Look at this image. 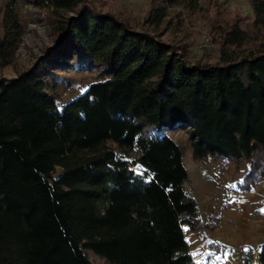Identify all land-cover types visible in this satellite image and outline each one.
Instances as JSON below:
<instances>
[{
	"label": "trees",
	"instance_id": "16d2710c",
	"mask_svg": "<svg viewBox=\"0 0 264 264\" xmlns=\"http://www.w3.org/2000/svg\"><path fill=\"white\" fill-rule=\"evenodd\" d=\"M29 1L49 7L45 62L77 54L102 72L67 102L35 69L0 77V264H91L88 251L107 264H192L183 226L201 230L198 203L183 150L158 131H184L201 165L234 163L235 192L264 180V0H248L249 30L226 28L213 63L90 0ZM156 1L155 18L177 3ZM6 19L0 66L19 28L13 11Z\"/></svg>",
	"mask_w": 264,
	"mask_h": 264
},
{
	"label": "rangeland",
	"instance_id": "374dc122",
	"mask_svg": "<svg viewBox=\"0 0 264 264\" xmlns=\"http://www.w3.org/2000/svg\"><path fill=\"white\" fill-rule=\"evenodd\" d=\"M90 1L99 11L125 17L135 28L158 35L166 44L184 47L189 58L209 63L218 58L223 31L234 22L242 30H249L253 19L248 0H177L176 4H165L163 15L156 18L151 13L152 3L155 5L156 0ZM48 8L45 4L37 8L29 0H0V41L9 22L6 19L7 11H13L19 27L18 31H12L13 37L17 38L7 50L11 64L0 66V77L10 79L17 72L35 69L49 86L50 93L67 102L82 94L96 75L102 72V68L95 63L85 64L84 58L77 54L63 60L58 66L54 62H45L46 55L54 44L46 15ZM203 36L209 39L208 47L202 46ZM147 133L156 134L154 130H147ZM158 133L169 136L183 150L182 162L189 175L184 189L197 200L198 216L208 228L207 235L211 238L215 233L217 237H224L226 232L221 224L225 214L222 209L223 204L229 200L226 199L225 189L226 192L233 193L235 188H230L229 185L240 179L234 163L211 161L205 166L201 165L192 158L184 131L161 130ZM57 173L58 170L55 175ZM183 229L186 227L183 226ZM247 255L245 253L244 257ZM86 256L91 264H107L89 251Z\"/></svg>",
	"mask_w": 264,
	"mask_h": 264
},
{
	"label": "crops",
	"instance_id": "0c3cea01",
	"mask_svg": "<svg viewBox=\"0 0 264 264\" xmlns=\"http://www.w3.org/2000/svg\"><path fill=\"white\" fill-rule=\"evenodd\" d=\"M225 193L229 200L222 209L224 237L213 233L210 238L201 217L199 233L187 230V226L183 229L192 264H245V253H250L248 264H259L258 248L264 244V180L251 192ZM215 245L224 248L216 250Z\"/></svg>",
	"mask_w": 264,
	"mask_h": 264
},
{
	"label": "built area",
	"instance_id": "2783aa9c",
	"mask_svg": "<svg viewBox=\"0 0 264 264\" xmlns=\"http://www.w3.org/2000/svg\"><path fill=\"white\" fill-rule=\"evenodd\" d=\"M202 38H203V44H202V46L203 47H206V46L208 47L209 46V39H206V37H204V36Z\"/></svg>",
	"mask_w": 264,
	"mask_h": 264
},
{
	"label": "snow or ice",
	"instance_id": "6c2138e0",
	"mask_svg": "<svg viewBox=\"0 0 264 264\" xmlns=\"http://www.w3.org/2000/svg\"><path fill=\"white\" fill-rule=\"evenodd\" d=\"M240 183H244V181H243V180H241V181H240ZM229 187H230V188H235V187H236V185H235V184H232V185H229ZM262 211H264V210H262Z\"/></svg>",
	"mask_w": 264,
	"mask_h": 264
}]
</instances>
